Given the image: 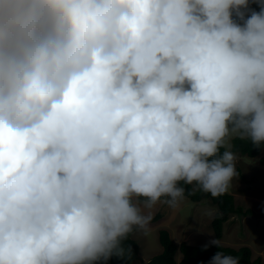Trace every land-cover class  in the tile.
<instances>
[{
	"label": "clouds",
	"instance_id": "9594fccd",
	"mask_svg": "<svg viewBox=\"0 0 264 264\" xmlns=\"http://www.w3.org/2000/svg\"><path fill=\"white\" fill-rule=\"evenodd\" d=\"M234 138L264 147V3L0 0V264H107L181 183L226 193Z\"/></svg>",
	"mask_w": 264,
	"mask_h": 264
},
{
	"label": "rangeland",
	"instance_id": "374dc122",
	"mask_svg": "<svg viewBox=\"0 0 264 264\" xmlns=\"http://www.w3.org/2000/svg\"><path fill=\"white\" fill-rule=\"evenodd\" d=\"M234 139L230 142L231 151ZM236 155L239 175L232 180L228 192L233 194L238 207L252 209L255 215L230 217L224 225L221 244L235 249L248 246L253 251V259L261 257L264 264V167L260 164L259 157ZM247 158L254 163H247ZM242 174L248 182L243 181ZM152 211L153 219L147 230H137L134 233V238L140 245L139 257L134 264H149L151 258L162 251L159 241L161 229H167L177 244L187 242L192 246H205L215 240L211 223L219 210L210 201L196 203L185 197L175 208L158 203ZM158 214L161 217L155 221ZM181 259L182 254L178 252L176 260Z\"/></svg>",
	"mask_w": 264,
	"mask_h": 264
},
{
	"label": "trees",
	"instance_id": "16d2710c",
	"mask_svg": "<svg viewBox=\"0 0 264 264\" xmlns=\"http://www.w3.org/2000/svg\"><path fill=\"white\" fill-rule=\"evenodd\" d=\"M250 9L257 12L260 11V4L264 3V0H250ZM234 19H237L235 16ZM238 22L242 23L238 20ZM225 149H221L223 152ZM232 151L235 154H240L250 158H260L259 162L264 167V147H255L248 140L235 138L232 145ZM242 173V172H241ZM243 181L248 182L244 174L241 175ZM181 186L185 188V197L189 200L199 203L202 201H210L213 205L218 207L211 226L214 231V238L220 241V246L217 248L213 244L205 246H192L187 242L177 244L171 237L167 229H161L159 232V241L162 247V251L151 258L149 264H209L211 258L217 251H220L226 255H232L239 258L240 264H263L261 257L253 259V251L248 246L235 249L232 247L221 244L224 233V225L228 222L230 217L239 215L247 217L249 215L254 216L255 212L252 209L244 210L242 207L236 205V200L233 194L228 191L218 197H212L208 193H204L198 189L195 184ZM160 214L155 218V221L160 219ZM134 231L128 236L126 240L122 242L124 249L123 254L119 256H112L107 264H134L140 253V245L134 238ZM180 252L182 259L176 260V254Z\"/></svg>",
	"mask_w": 264,
	"mask_h": 264
}]
</instances>
